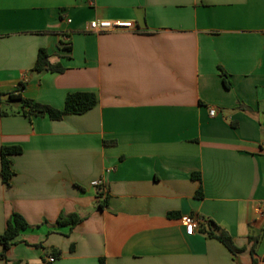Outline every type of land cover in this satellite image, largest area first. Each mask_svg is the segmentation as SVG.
I'll return each mask as SVG.
<instances>
[{
    "label": "crops",
    "instance_id": "0c3cea01",
    "mask_svg": "<svg viewBox=\"0 0 264 264\" xmlns=\"http://www.w3.org/2000/svg\"><path fill=\"white\" fill-rule=\"evenodd\" d=\"M42 49L63 73L34 70ZM76 92L97 105L60 121L7 100L63 110ZM0 96V235L13 214L30 225L0 264H252V239L264 258V0H0ZM3 147L22 149L9 187Z\"/></svg>",
    "mask_w": 264,
    "mask_h": 264
},
{
    "label": "trees",
    "instance_id": "16d2710c",
    "mask_svg": "<svg viewBox=\"0 0 264 264\" xmlns=\"http://www.w3.org/2000/svg\"><path fill=\"white\" fill-rule=\"evenodd\" d=\"M64 49L70 50V47L67 45L64 46ZM34 70L37 72H64V68L61 65H52L49 62L48 52L44 49L39 51ZM7 100L9 102L19 103L22 107L20 113L25 117L31 118L33 116H48L49 119L53 121H60L68 115H83L93 109L98 103L97 97L93 93L88 92H76L68 94L63 110H58L51 106L42 105L32 100L25 99L20 94L10 93L8 94ZM1 113L3 115H7V113L5 112ZM21 153L22 149L20 147H3L1 149V178L2 182L7 187L11 185V179L15 174L12 168L11 158L13 156L20 155ZM193 177L199 180V176L197 174H195ZM96 197L98 198V200H100V209H103L104 206H107L108 199L107 196H105V192L102 187H98ZM197 197H202V189H199ZM83 220L84 219L77 214H60L57 220V225L59 227H70L71 229H73L74 227L82 223ZM28 228H30V225L22 216H20L19 214H13L12 218L7 223L5 232L0 235V245L4 247V252L0 255V259L6 260V251L15 244L16 239L21 235L22 232H24ZM200 230L207 238L216 239L221 242L233 255H237V253L241 251L234 245L233 240L228 235V233L219 228L214 222L208 221L205 225H202L200 227ZM252 241L253 246L250 251L252 256V264H264V258L261 260L257 257V245L259 241L254 239H252ZM6 263L9 264L8 262ZM101 264H104V262L101 261Z\"/></svg>",
    "mask_w": 264,
    "mask_h": 264
},
{
    "label": "built area",
    "instance_id": "2783aa9c",
    "mask_svg": "<svg viewBox=\"0 0 264 264\" xmlns=\"http://www.w3.org/2000/svg\"><path fill=\"white\" fill-rule=\"evenodd\" d=\"M89 4L92 5V1H90ZM135 29H136V25L133 22H125L118 20H95L90 22L88 26V31L95 34L115 33L119 31H124V30L131 31ZM216 114L217 112L215 109H210L211 117L216 116ZM263 152H264V146H263ZM92 185L96 188L102 187L105 192L104 182L102 180L95 181L93 182ZM182 222L186 228L187 234L192 235L197 227V223H198L197 220H195V218H193L192 216H188L183 218ZM54 260H55L54 257L48 258L49 262H53Z\"/></svg>",
    "mask_w": 264,
    "mask_h": 264
},
{
    "label": "rangeland",
    "instance_id": "374dc122",
    "mask_svg": "<svg viewBox=\"0 0 264 264\" xmlns=\"http://www.w3.org/2000/svg\"><path fill=\"white\" fill-rule=\"evenodd\" d=\"M11 105L14 106V107H16V105H18V103H12Z\"/></svg>",
    "mask_w": 264,
    "mask_h": 264
}]
</instances>
